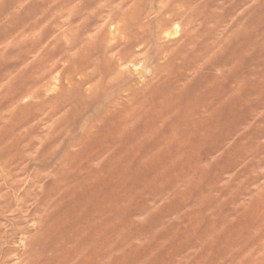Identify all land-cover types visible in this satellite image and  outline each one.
Returning a JSON list of instances; mask_svg holds the SVG:
<instances>
[{
	"label": "clouds",
	"instance_id": "1",
	"mask_svg": "<svg viewBox=\"0 0 264 264\" xmlns=\"http://www.w3.org/2000/svg\"><path fill=\"white\" fill-rule=\"evenodd\" d=\"M0 34V264H264V0H0Z\"/></svg>",
	"mask_w": 264,
	"mask_h": 264
},
{
	"label": "rangeland",
	"instance_id": "2",
	"mask_svg": "<svg viewBox=\"0 0 264 264\" xmlns=\"http://www.w3.org/2000/svg\"><path fill=\"white\" fill-rule=\"evenodd\" d=\"M95 3L96 0H86V7H94ZM28 19H30V17H22L20 23L21 24L26 23ZM96 22L97 21L93 19L89 24V28L91 27L92 24H95ZM50 34H51V30H49V32L45 34V39H47V36ZM3 35L4 34H0V38H3ZM232 58H233V52L230 51L224 57L221 58L219 63L230 64ZM12 67L13 65L11 64H0V74L8 71ZM214 78H215V69L209 68L207 72L193 86V94L195 91H198L199 89L203 88L208 82L212 81ZM191 95L192 94H190V97ZM249 116H250V109H248L247 107L243 109H241L238 105L225 107L220 113L218 120L216 122L220 128L216 140L215 142L210 141L207 144V146L201 152V158L206 159L209 155L213 154L214 151L219 146V143L222 142L224 138H226L227 134H229L241 120L248 118ZM233 166H234V162L232 161L226 162L224 168L219 170L220 174L222 175L223 172L231 170ZM69 180L73 182H82V178L79 177L69 178ZM59 190H60V185L56 184L53 181H49V183L46 185L45 192L42 196V200L52 197ZM0 191H3V188H0ZM90 197H91V193L85 191L83 193L78 194V201L83 202L89 199ZM176 210L177 209H173V211ZM70 213H71V209H70Z\"/></svg>",
	"mask_w": 264,
	"mask_h": 264
}]
</instances>
